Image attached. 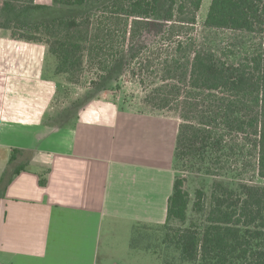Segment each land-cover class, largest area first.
Segmentation results:
<instances>
[{
  "label": "trees",
  "instance_id": "trees-1",
  "mask_svg": "<svg viewBox=\"0 0 264 264\" xmlns=\"http://www.w3.org/2000/svg\"><path fill=\"white\" fill-rule=\"evenodd\" d=\"M20 1L27 2L24 13ZM53 3L71 14L29 24L24 20L29 13L51 6L0 0V29L14 40L46 45L54 73L70 75L71 81L87 63L99 69V83L128 72L146 88L152 83L144 103L180 119L174 171L197 169L212 176L222 155L231 151L235 158L234 173L212 184L209 200L204 191L196 192L193 208L202 214L200 222L185 227L190 194L186 178L176 175L165 223L141 224L134 232L139 236V227L145 232L155 226L160 247L180 264H264V186L244 178L251 171L264 179V0H212L201 31L197 14L203 0ZM221 30L235 35L226 48L214 32ZM147 33L153 36L150 44L143 39ZM147 51L150 58L143 57ZM32 159L28 150H12L0 188Z\"/></svg>",
  "mask_w": 264,
  "mask_h": 264
},
{
  "label": "crops",
  "instance_id": "crops-1",
  "mask_svg": "<svg viewBox=\"0 0 264 264\" xmlns=\"http://www.w3.org/2000/svg\"><path fill=\"white\" fill-rule=\"evenodd\" d=\"M54 69L46 45L0 29V182L12 150L33 153L0 188V264H101L113 225L166 221L176 136L108 99L55 122Z\"/></svg>",
  "mask_w": 264,
  "mask_h": 264
},
{
  "label": "rangeland",
  "instance_id": "rangeland-1",
  "mask_svg": "<svg viewBox=\"0 0 264 264\" xmlns=\"http://www.w3.org/2000/svg\"><path fill=\"white\" fill-rule=\"evenodd\" d=\"M211 1L212 0H203L202 7L197 14L199 31L203 30V24ZM53 2L49 5L51 6L50 10L37 13L31 12L29 13V17L24 20L32 24L53 18L67 17L71 14L70 9L54 4ZM18 4L20 9H22L21 12H23V7L27 5V2L20 1ZM95 11L94 16L100 17L102 15L100 11ZM74 13L78 14V11ZM24 15L27 16L28 14ZM214 32L219 36L221 45L225 48L228 42L235 37L230 31L221 30ZM143 39L146 44H150L153 40V36L147 33L143 35ZM119 49L120 48H118V50ZM148 52L149 51H147L143 57L150 58V54L153 50L150 53ZM98 70L97 67L85 63L83 72L77 75V80L75 79V81H71L72 78L70 75L55 74L56 78H58V93L52 110V117L56 119L55 122L65 123L68 122V120L70 121V119L74 118L76 113H78V111L90 100L108 99L119 104L120 107H123L127 111L155 117L158 122L161 123L160 127L167 135V138L169 137L172 140L173 136H176L180 124V119L177 114L170 110L153 109L143 101L148 91L147 89L149 86H152V83L148 82L146 88L140 84L138 78H135L129 72L99 83L98 76L100 73ZM92 82H98L99 85L97 84L95 86ZM234 160L235 158L231 151L227 155H222L220 162L217 163V167L212 172V176L198 171L197 169H194V171H174L175 175H181L186 178V189L190 194L188 221L185 227H188L193 221L198 220L200 222L202 219V214L195 212L193 208L196 200V192L198 190L204 191L205 200H209L212 184L215 181L222 180V177L225 175L227 176L228 173H234ZM244 178L254 185L264 186V179L257 176L254 178L251 171L250 174H246ZM226 180L229 182L232 181L231 177ZM174 225L182 226L179 222H175ZM135 229L134 225L116 224L111 227L110 231L106 230V234L103 237L104 247L102 248L103 256L101 258V264H180L176 259L170 256L167 250H163V247H160L159 234L161 233L160 231L158 232L155 226L147 227L145 232L143 227H139V236L138 233L136 234L134 232Z\"/></svg>",
  "mask_w": 264,
  "mask_h": 264
}]
</instances>
